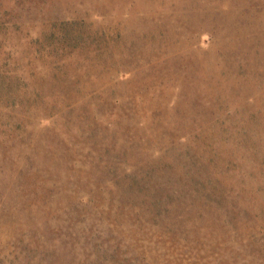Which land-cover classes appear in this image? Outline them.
<instances>
[{"label":"rangeland","instance_id":"374dc122","mask_svg":"<svg viewBox=\"0 0 264 264\" xmlns=\"http://www.w3.org/2000/svg\"><path fill=\"white\" fill-rule=\"evenodd\" d=\"M0 264H264V0H0Z\"/></svg>","mask_w":264,"mask_h":264}]
</instances>
